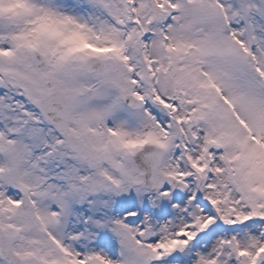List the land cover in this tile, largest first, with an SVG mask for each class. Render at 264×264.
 I'll return each mask as SVG.
<instances>
[{
	"label": "snow or ice",
	"instance_id": "1",
	"mask_svg": "<svg viewBox=\"0 0 264 264\" xmlns=\"http://www.w3.org/2000/svg\"><path fill=\"white\" fill-rule=\"evenodd\" d=\"M0 264H264V0H0Z\"/></svg>",
	"mask_w": 264,
	"mask_h": 264
}]
</instances>
